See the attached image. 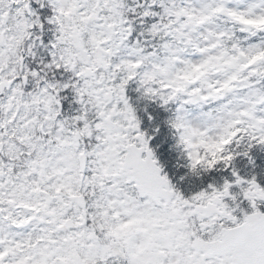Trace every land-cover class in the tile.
Segmentation results:
<instances>
[{"label": "snow or ice", "instance_id": "obj_1", "mask_svg": "<svg viewBox=\"0 0 264 264\" xmlns=\"http://www.w3.org/2000/svg\"><path fill=\"white\" fill-rule=\"evenodd\" d=\"M0 264H264V0H0Z\"/></svg>", "mask_w": 264, "mask_h": 264}, {"label": "trees", "instance_id": "obj_2", "mask_svg": "<svg viewBox=\"0 0 264 264\" xmlns=\"http://www.w3.org/2000/svg\"><path fill=\"white\" fill-rule=\"evenodd\" d=\"M162 151H163V155H162L161 159H163L165 162H167L170 159L169 153L167 151H164V150H162ZM172 171H174V170H172Z\"/></svg>", "mask_w": 264, "mask_h": 264}]
</instances>
